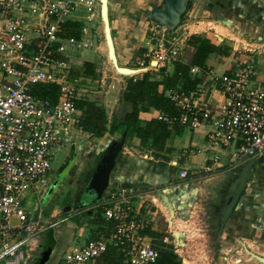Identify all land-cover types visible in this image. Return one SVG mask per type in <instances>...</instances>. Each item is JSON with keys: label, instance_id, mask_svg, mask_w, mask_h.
<instances>
[{"label": "built area", "instance_id": "1", "mask_svg": "<svg viewBox=\"0 0 264 264\" xmlns=\"http://www.w3.org/2000/svg\"><path fill=\"white\" fill-rule=\"evenodd\" d=\"M80 6L91 21L98 0H0V264H26L41 234L54 227L42 208L28 201L49 184L58 156L77 145L83 134L74 104L81 99L79 80H71L70 75L81 65L77 52L94 48L95 43L64 35ZM165 31L158 24L151 29L155 40L151 57L156 66L148 63V68H163L180 58L179 48L164 40ZM199 72L196 66L190 68L193 76ZM257 74L253 58L232 72L209 71L206 81L193 91L168 90L166 96L177 113H157L156 119L169 128L206 126L209 152L233 148L236 160L262 156L264 86L255 83ZM207 83L223 97L215 111L206 99ZM49 85L57 88L54 101L34 94L36 87ZM218 159L213 155L214 162ZM179 177H187L185 169ZM109 201L112 205L103 209V218L112 224L110 239L124 262L155 264L158 252L140 235L128 198L111 195ZM13 218L15 225L10 224ZM107 248L105 238L91 239L81 248L64 252L61 264H93Z\"/></svg>", "mask_w": 264, "mask_h": 264}, {"label": "crops", "instance_id": "2", "mask_svg": "<svg viewBox=\"0 0 264 264\" xmlns=\"http://www.w3.org/2000/svg\"><path fill=\"white\" fill-rule=\"evenodd\" d=\"M168 1L108 0V17L118 65L131 69H145V72L151 73L153 79L158 82H163L172 76L175 71L174 65L177 63L190 67L193 54V49L188 47L185 41L183 46L190 52L189 59L180 55L179 60L163 68L151 70L147 67L146 63L151 64L153 61L151 57L152 38L149 37L152 29L150 25L156 19L170 16V13L177 7L172 0ZM164 3H167V6ZM209 12H213L215 18L209 19ZM184 15L189 17L188 22L192 23H217L238 39V42L235 40L234 43H227L225 36L210 32L211 28L203 29L200 35L215 46H250L253 49L264 46V0H192L187 4ZM184 15L181 17L183 18ZM196 19H199V22ZM174 33L175 31L168 32L166 36L175 40L171 38ZM64 35L75 38L84 37L95 43L94 48L81 51V59L79 58L81 65L71 71V80L74 78L79 80L77 86L81 90L80 98L94 101L86 98V95L102 94L105 102L100 104L95 102L104 107L109 119L113 113L120 116L126 112L128 106L120 104V98L127 81L132 77L116 74L108 60L99 2L91 21L87 20L84 9L81 6L78 7L66 24ZM189 36L190 34L187 33L184 39H188ZM263 52L258 50L254 55L240 54L236 60L229 57L227 62H221L220 55H211L196 76L200 79V83H203L206 81L207 72L212 71L218 74L232 72L248 58H253L258 69L255 83L264 86V57L257 56ZM180 54H182L181 51ZM230 61L238 62L235 65ZM85 64L92 66L93 76L82 74ZM205 86L209 108L215 111L222 105L223 97L218 91L213 90L209 83ZM157 113L151 108L140 113L139 119L143 123L156 118ZM171 128H173L171 136L159 157L153 155L148 145L142 147L135 136L126 134L124 146L116 158L115 166L109 177L108 187L101 199L94 204L83 209L76 207L77 202L84 196V192L81 189L78 190V194H75L76 192L69 187V197L73 198V204L76 207L73 209L70 207V210L76 215L83 213L88 219L84 224H81L78 217L61 218L54 221V227L39 237L38 249L29 253L26 264H61V256L64 252L81 248L89 240L98 237L107 240L108 248L115 247L110 239L112 224L103 218V209L112 205L109 201L111 195L116 197L124 195L128 198L131 205V218L139 224L140 235L152 244L158 254L173 255L181 233H176L178 236L176 239L175 232H172L170 228L186 218L188 214H193L192 210L198 205L203 208L205 217L210 220L216 236L218 228L216 214L226 189L236 177L238 166L249 159L236 160L233 157V148L213 153L206 150L207 128L204 125L194 130L178 124ZM123 132L121 130L113 135L106 134L98 138L105 141L101 146L93 145L91 148H96V150H93L90 156L92 153H95V156L98 152L101 153L100 157L97 154L95 160L97 163L91 173L88 172V167L92 163V160H89L90 156L79 157L78 164L81 167L78 169L77 177L85 178L83 187L88 184L106 149L113 142L119 141ZM83 134L85 138L91 137L87 133L83 132ZM84 147L87 148L85 142L78 145L77 151L79 149V152L77 153L81 154ZM196 148L203 151L196 153L194 152ZM213 155L219 157L216 162L213 161ZM258 158L253 165L252 181L246 185L219 239L216 236V242L219 245L234 242L246 248V243L250 242L259 244L258 248L264 252V162L258 163ZM183 169L187 172L185 179L179 177V172ZM123 184H126L127 188H122ZM154 191H161L167 197L173 210L171 220L164 204L158 199L154 200L152 196ZM30 202L29 200L28 203ZM36 203L39 205L38 201ZM51 215L56 216V213L53 212ZM147 233H153L156 236L150 237L151 235ZM169 233L171 236H168ZM49 241L53 243L48 244ZM246 249L250 250L248 247ZM258 256L264 258V253ZM182 263L184 264V261ZM93 264H97V261Z\"/></svg>", "mask_w": 264, "mask_h": 264}, {"label": "rangeland", "instance_id": "3", "mask_svg": "<svg viewBox=\"0 0 264 264\" xmlns=\"http://www.w3.org/2000/svg\"><path fill=\"white\" fill-rule=\"evenodd\" d=\"M220 14H222L220 11H218ZM210 14L207 17L209 19L215 18V15L213 12H209ZM184 15V14H183ZM180 18L179 24L173 29L175 31L174 35H172L171 38H174L175 40H171L166 35L168 34L167 31H165L164 40L167 42L173 43L175 46L179 48L181 51V56H183L186 59H189L190 54L188 49H185V41L187 39H184L187 33L191 35H200L201 31L203 29L211 28L210 32L216 33L219 36H225L227 39L226 42L234 43L235 40L238 42V39H236L235 36H233L227 29L224 27L215 24H197L188 22L189 17ZM199 22V19H196ZM182 21V22H181ZM227 23V22H224ZM151 28H153L154 23L150 25ZM185 29V31H184ZM157 30V29H155ZM183 31L186 33L184 34ZM149 37H152V32ZM157 37H160L156 35ZM171 36V35H170ZM189 36V37H190ZM202 36V35H200ZM188 37V38H189ZM152 46L155 44V40H151ZM224 44V43H223ZM166 46H169L168 43H165ZM223 51V54L221 55V62H227V58L231 57L232 60H236V58L240 54H255L258 50L264 51V46L258 47L256 49L251 48L250 46H217ZM245 48V49H244ZM250 49V51H248ZM86 50V49H85ZM81 52H77V58L81 59ZM225 53H227L225 55ZM233 55V56H232ZM260 56V58L264 57V52L257 55ZM232 64H235L238 61H230ZM234 68V67H233ZM86 98L96 101L98 104L101 102L104 103L103 95L102 94H88L86 95ZM85 135H82V139L78 142V145H82L85 142L83 152H79V149L77 151L78 145H73L68 148L65 154H62L58 156L56 161L53 165V170L51 172L50 179L53 178L55 173L60 172L61 176L58 179V187L53 190L47 199L44 197V189L40 190V193L38 195L35 193L31 196L30 200L32 205L38 201L39 207L42 208L44 212V216L49 219V222H54L61 218H72V217H78L81 221V224L85 223V220L88 219L86 216L82 213L81 215L74 214V211H71L70 209L64 212L63 210L66 207L73 208H80L83 209L86 206H90L97 202L99 199L98 197L91 191V189L87 188V185H85V178H78V169L81 167L78 164L79 157L82 158L86 156H90L91 152L93 150H96V148L91 149L93 145H98L97 147L101 146V144L105 141L102 139H95L93 137H84ZM86 139V140H85ZM84 141V142H83ZM72 147L74 149L72 150ZM97 153V151H96ZM95 153H92L90 156L92 160V163H90V166L88 167V172H92L93 168L95 167V164L97 163L96 156L100 157L101 153L98 152L96 156ZM70 159L69 164L63 168L66 160ZM87 162V161H85ZM63 168V169H62ZM89 176V173L87 174ZM69 187L72 188L73 192H76L75 194H78V190H83V197L82 199L77 202L76 207L73 204L74 200L73 198L69 197ZM83 187V188H82ZM31 192H35L34 190ZM30 192V193H31ZM191 209V208H190ZM193 214H188L186 218H183L180 220V222L175 223L170 230L175 233H181V237L179 238V242L176 243V247L174 248L173 255L177 258V261H179L181 264L182 261H184V264H262L258 260L252 258L243 248V245L234 243V242H226L221 245L216 242V236L215 231H213V227H211L210 220L205 217V212L203 211V208H201L200 205L196 206L193 210ZM191 211V212H192ZM53 212L56 213L55 215H51ZM204 216V218H203ZM90 222V219H89ZM49 231V230H48ZM47 232V231H46ZM44 232V233H46ZM42 233V235L44 234ZM168 236H171V233L168 234ZM175 238L177 239L178 236L176 235ZM52 241H49L48 244ZM250 250L248 252L256 255L264 253L261 251V249L258 248L259 244H254L247 242L246 245ZM246 247V248H247ZM38 249V248H37ZM257 255V256H258ZM260 257V256H259Z\"/></svg>", "mask_w": 264, "mask_h": 264}, {"label": "trees", "instance_id": "4", "mask_svg": "<svg viewBox=\"0 0 264 264\" xmlns=\"http://www.w3.org/2000/svg\"><path fill=\"white\" fill-rule=\"evenodd\" d=\"M187 46L193 49L190 67L175 64L174 73L163 82L154 80L149 72L142 73L127 81L121 94L120 104L128 106V110L120 116L113 113L109 119L104 107L95 101L75 100L74 104L78 110L81 130L94 138H102L106 134L113 135L118 131L126 130L128 136L136 137L140 146L148 145L152 149L153 155L159 157L160 153L165 150L166 142L170 138L173 128H169L156 118L142 123L139 114L153 108L158 113L175 115L177 109L166 96V91L170 89H179L185 93L193 91L200 84V79L190 74V68L196 66L202 69L209 56H221L223 54L220 48L200 35H191L187 39ZM82 74L93 76L92 66L85 64ZM56 89L53 85L38 86L35 88L34 94L43 99L54 101ZM147 235L156 236L153 233H147ZM96 261L97 264H128L124 262V258L116 246L107 248L106 252ZM155 264L181 263L177 261L174 255L158 254Z\"/></svg>", "mask_w": 264, "mask_h": 264}, {"label": "water", "instance_id": "5", "mask_svg": "<svg viewBox=\"0 0 264 264\" xmlns=\"http://www.w3.org/2000/svg\"><path fill=\"white\" fill-rule=\"evenodd\" d=\"M190 1L192 0H172V2L177 6L175 7V10L172 11L170 13V16L168 17L161 19L154 18L156 19L154 24L161 25L167 32L173 31V29L179 24L180 17L186 11L187 4ZM98 2L100 5V19L103 23V34L107 46L108 60L112 68L116 72V74L132 77L145 72V69H131L127 67H121L118 65L113 38L111 35L109 17H108V0H98ZM167 2L169 1L167 0ZM164 5L167 6V3H164ZM150 65L151 67H155L156 61L153 60ZM149 69L152 70L153 68H149ZM126 134L127 132L124 131L120 137V140L117 142H113L112 145L106 149L103 158L97 164V167L94 170L91 179H89L87 188L91 189V191L98 197L97 199L99 200L101 199L102 194L108 187L109 177L115 166L116 158L118 157L124 146ZM73 149L74 147H72V150ZM69 162L70 159L68 158L63 168H65L69 164ZM255 162H256V158H250L245 163L238 166V168L236 169L237 172L236 177L232 180V182L229 184V186L226 189V192L223 196V199L220 203V206L216 214L218 218L217 219L218 228L216 233L217 239H219L225 223L229 220L234 208L239 202L240 197L246 188V185L253 179V165ZM257 162L263 163L264 156H259ZM60 176H61L60 172L55 173L53 178L50 180L49 184L45 187L44 189L45 199H47L50 193L58 187V179L60 178ZM121 187L127 188V185L123 184ZM152 196L154 197V200L158 199L160 200V202H162V204H164V206L168 210L169 219L171 220L173 218V210L171 208V205L167 197L163 193H161V191H154L152 193ZM69 209H70L69 207H66L63 211L66 212ZM10 224L11 225L17 224V220L15 218L11 219ZM174 236H176V233L174 234ZM243 248L252 258L264 264V258L251 254L250 252H248V250L245 247Z\"/></svg>", "mask_w": 264, "mask_h": 264}]
</instances>
